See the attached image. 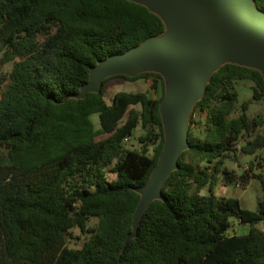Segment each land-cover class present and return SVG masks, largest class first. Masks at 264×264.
<instances>
[{
    "label": "trees",
    "instance_id": "obj_1",
    "mask_svg": "<svg viewBox=\"0 0 264 264\" xmlns=\"http://www.w3.org/2000/svg\"><path fill=\"white\" fill-rule=\"evenodd\" d=\"M252 1L264 13V0ZM165 31L139 0H0V264H264V177L252 164L240 174L224 166L264 148V133L252 135L264 120L247 113L264 99L255 66L228 60L211 73L188 116L187 146L134 221L166 142L164 96L119 91L107 103L104 85L152 76L156 86L162 76L116 72L83 87L92 67ZM241 80L252 96L239 103ZM138 125L140 147L128 146ZM251 177L263 190L256 210L215 193L220 181ZM231 216L248 231L226 235ZM73 228L88 235L80 247L68 245Z\"/></svg>",
    "mask_w": 264,
    "mask_h": 264
},
{
    "label": "water",
    "instance_id": "obj_2",
    "mask_svg": "<svg viewBox=\"0 0 264 264\" xmlns=\"http://www.w3.org/2000/svg\"><path fill=\"white\" fill-rule=\"evenodd\" d=\"M139 1L164 12L175 35L150 39L99 63L91 68L90 81L84 85H97L98 77L116 72L133 75L155 69L167 75L169 90L160 107L166 142L149 184L141 189L135 223L149 202L160 196L165 178L187 146L186 117L211 73L229 60L255 66L264 75V13L252 0Z\"/></svg>",
    "mask_w": 264,
    "mask_h": 264
},
{
    "label": "rangeland",
    "instance_id": "obj_3",
    "mask_svg": "<svg viewBox=\"0 0 264 264\" xmlns=\"http://www.w3.org/2000/svg\"><path fill=\"white\" fill-rule=\"evenodd\" d=\"M153 8V7H152ZM155 11H157L162 18L165 21L166 24V31L160 38H171L175 35V28L171 21V19L161 10L157 8H153ZM2 57V53L0 52V58ZM6 68L9 65H3ZM149 71H156L161 74L162 81H158L157 85H153V78L152 76H149L148 78H138L135 80H127L122 77H115L107 80L104 85V99L107 103H111L113 100L114 95L119 91H126V92H137V91H143L148 94L151 98H160L162 95L165 97L169 90V81L167 78V75L159 70L155 69H144ZM130 75V74H129ZM105 76L98 77V82L100 84L101 80ZM99 84L97 85H87L83 88V91L85 90H95L98 88ZM236 88L238 90L239 95V103L241 101L250 99L252 96V82L248 80H241L236 83ZM238 103V104H239ZM139 108L138 106H136ZM191 112V109L189 110L187 117H186V123L188 120V116ZM239 107L235 114L239 113ZM248 116L250 119L254 117L261 118L264 120V99L257 102H252L247 110ZM197 116V114H196ZM90 119L92 123L94 124L95 128H98L99 125V117L97 113H93L90 115ZM142 129L138 125L135 129L134 136L130 138L128 141V146L132 147H140V143L137 140V136L142 134ZM258 133H264V123L260 125H256L253 127L252 135H256ZM241 143V141H240ZM152 150L150 148L149 153H151ZM252 164L251 172L253 173H261L264 177V148L261 150H258L253 155H247L244 153H238V158L236 160L233 159H225L224 160V166L228 167L229 169L235 170L237 174L242 173L245 170H248L250 165ZM116 177V175L108 171L107 172V178L108 180H113ZM204 192L206 189L203 190ZM215 192L218 195H226L231 197H236L239 200L240 207L250 209V210H256L258 207V200L262 197L263 190L261 187L260 181L255 178L251 177L249 182L244 185L242 182L237 180L234 183H230L225 185L222 181L219 182V184L215 187ZM95 220L92 219L91 223H93ZM230 225L228 226L226 230V235H232L234 233H244L247 232L249 229V224L240 223L235 216H231L229 218ZM257 227L261 226V223L259 222L256 224ZM72 236L68 238V245L70 247H80L83 242L87 239V234H84L80 232L78 228L72 229Z\"/></svg>",
    "mask_w": 264,
    "mask_h": 264
},
{
    "label": "built area",
    "instance_id": "obj_4",
    "mask_svg": "<svg viewBox=\"0 0 264 264\" xmlns=\"http://www.w3.org/2000/svg\"><path fill=\"white\" fill-rule=\"evenodd\" d=\"M261 223V226L259 227L262 231H264V220Z\"/></svg>",
    "mask_w": 264,
    "mask_h": 264
},
{
    "label": "crops",
    "instance_id": "obj_5",
    "mask_svg": "<svg viewBox=\"0 0 264 264\" xmlns=\"http://www.w3.org/2000/svg\"><path fill=\"white\" fill-rule=\"evenodd\" d=\"M216 193V192H215Z\"/></svg>",
    "mask_w": 264,
    "mask_h": 264
}]
</instances>
